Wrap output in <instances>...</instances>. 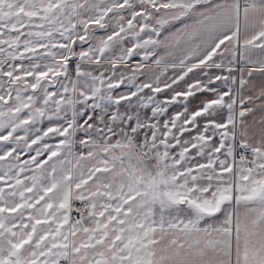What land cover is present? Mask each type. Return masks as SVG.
Here are the masks:
<instances>
[{
    "label": "snow or ice",
    "instance_id": "snow-or-ice-1",
    "mask_svg": "<svg viewBox=\"0 0 264 264\" xmlns=\"http://www.w3.org/2000/svg\"><path fill=\"white\" fill-rule=\"evenodd\" d=\"M0 264H264V0H0Z\"/></svg>",
    "mask_w": 264,
    "mask_h": 264
}]
</instances>
